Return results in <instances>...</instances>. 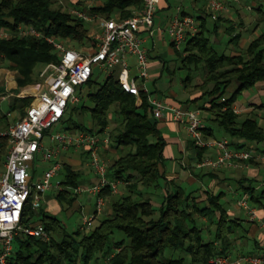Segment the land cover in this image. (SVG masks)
<instances>
[{
  "label": "trees",
  "instance_id": "16d2710c",
  "mask_svg": "<svg viewBox=\"0 0 264 264\" xmlns=\"http://www.w3.org/2000/svg\"><path fill=\"white\" fill-rule=\"evenodd\" d=\"M56 3V0H1L0 30L17 31L22 25H31L45 36L66 40L73 46L84 47L93 43L86 21L70 14L66 8L56 6ZM143 6V0H105L95 11L106 18L119 14V19H127ZM254 8L264 22L262 5ZM184 13L191 14L185 9ZM199 17L202 20L201 31L189 41L183 54L173 50L179 52L183 67L194 66L197 72H202L203 81L193 86L202 94L194 95L179 106L207 112L206 118L203 117L207 124L206 136L219 139L216 130L211 128L215 125L222 130L223 138L264 143V126L254 117L241 119L240 114L234 111L242 91L253 89L258 84L264 85V32L257 34L245 48L235 49L231 55L218 54L206 33L209 32L208 9H202ZM222 20L221 17L215 22L217 35ZM227 22L231 24L226 29L228 42L239 47L244 34L231 21ZM57 58L53 46L42 38L0 40V70L9 69L17 74L19 90L34 82L38 66L56 62ZM188 70L190 73L184 82L186 89L192 87L194 80L192 69ZM233 83H237L238 88L225 98L226 90ZM207 96L209 100L198 105ZM32 101V98L14 99L10 113L15 121L25 115ZM138 104V98L126 93L115 75L107 76L103 83L91 78L81 89V102L69 106L66 112V115L71 114L67 120L71 125L68 130L103 133L109 129L111 146L102 153V157L107 158L109 153H114V159L109 164V177L123 180L127 185L126 193L115 200L110 199L113 193L109 189L102 193L106 203L111 204L112 213L89 233L81 229L69 232L59 216L43 207L34 210L30 199L22 213V225L43 224L51 240L44 242L31 236H18L9 264H185L182 258H162L167 250L186 251L191 258L190 264H211V259L215 257L232 254L236 234L245 231L243 220L232 217L228 212L221 202L223 193L209 194L203 205L201 196H194L197 191L188 192L168 178L167 141L159 130V120L153 118L148 96L144 92L142 104ZM113 108L117 119L112 130L109 113ZM14 113L19 114V118ZM74 114L81 118L80 124L73 121ZM88 115L91 117L90 126L85 121ZM1 118L9 120L10 116L5 114ZM192 146L195 147L194 144ZM196 148L197 163L207 157L208 150ZM7 150L8 139L0 137V166L5 162ZM64 168L62 185L65 189L56 194V200L62 212H68L77 202L73 189L78 187L82 174L68 164ZM201 173L192 174L202 179ZM255 182L250 180L247 185L241 181L240 187L264 215V189L258 190ZM161 185L165 197L157 208L145 195L148 189ZM202 218L208 222L206 229L199 225ZM117 232L123 233L125 238L114 239ZM212 234L214 238L207 237Z\"/></svg>",
  "mask_w": 264,
  "mask_h": 264
},
{
  "label": "built area",
  "instance_id": "2783aa9c",
  "mask_svg": "<svg viewBox=\"0 0 264 264\" xmlns=\"http://www.w3.org/2000/svg\"><path fill=\"white\" fill-rule=\"evenodd\" d=\"M101 0H90L96 4ZM141 10L127 19L118 17L104 18L101 22L102 34L94 42L81 49L68 41L54 36H45L31 25H22L17 31L0 30V40L15 37H34L45 39L53 46L58 58L42 69L41 82L26 87L20 92L8 89L2 93L3 100L10 98H32L34 103L26 108L25 115L7 129L0 128V137L8 139L7 156L4 171L0 173V264H9L15 240L18 236H31L49 242L51 236L43 224L22 225V213L31 199L32 208L40 210L44 204V195L55 189L64 191L62 182L54 183L63 165L60 155L70 150L82 149L88 157L89 166L97 182L89 187L73 189L74 195L87 194L96 198V211L83 217L81 230L95 227L96 220L104 214L106 199L102 193L109 189L113 194L125 185L121 179L109 177V163L102 153L110 148V131L91 133L82 130H68L47 134L56 124L63 121L69 106L81 102V89L93 78L95 71L115 75L126 93L135 95L142 104V92L148 96L152 116L161 120L171 113L175 123L181 124L195 147L211 151L204 160L197 162L198 169L217 170L228 167L237 170L249 169L254 163L264 165V149L256 142L247 141L236 145L228 138L215 139L206 136L207 124L199 109L172 107L157 95H153L146 84L150 80V52L145 46L147 41L156 45L157 35L168 37L172 47L183 52V46L200 31L202 20L199 16L184 13V6L176 9L175 15L167 25L157 21L162 0H143ZM241 0H207L210 18L216 22L231 13L233 5ZM68 12L86 22L97 19L86 9L66 8ZM251 9V7H248ZM13 78V75H12ZM239 114V110L234 108ZM10 117L14 115L9 113ZM49 137L53 143L46 146ZM38 157L46 163H54L44 172L40 180H35V162ZM237 207L244 209L249 221L258 219L256 208L247 196L237 201ZM211 264H264V256L255 254H237L236 256H218Z\"/></svg>",
  "mask_w": 264,
  "mask_h": 264
},
{
  "label": "rangeland",
  "instance_id": "374dc122",
  "mask_svg": "<svg viewBox=\"0 0 264 264\" xmlns=\"http://www.w3.org/2000/svg\"><path fill=\"white\" fill-rule=\"evenodd\" d=\"M1 1V0H0ZM56 6L58 7H65V3H61L59 0H56ZM172 9L170 10V13H176V9L177 7H179L180 5H183L184 7H187L189 9V12L192 15L195 16H199L197 12L194 11V9H192L189 6V3H191L192 0H169ZM262 5L263 9H264V0H241V2L239 4L234 5L231 13H228L227 15L222 16L223 18V22L221 23L224 26L229 27L231 24L227 21H231V23L235 24V27L241 31L244 34V39L246 40L245 42H242L241 45L239 47L234 46L233 44H229V40L227 41V34L224 33V31L221 33H219V35H217L215 33V22L210 18L207 17V30L209 32H206L207 35L210 37L211 41L213 42V44L215 45L218 54H226V55H231L233 54V50L235 51V49H243L247 46V44H249L250 40H252L253 38H255L257 36V34H260L262 32H264V22L261 20V17L259 16V14L257 13V11L255 10L254 6H258V5ZM197 5L199 8H202L204 10L207 9V0H199L197 2ZM248 7H251V9H248ZM87 23V22H86ZM256 24H258V26L255 28ZM87 28H91L93 25L92 23H88ZM223 26V27H224ZM222 28V27H221ZM161 39H159V35H157L155 37V42H156V46L157 49L154 52V61H165L166 63V67L164 68V70H160L159 74L160 75H153L155 76L154 78L150 77V80L147 82L146 86L149 89V91L151 93H153V95H158L160 93L163 94H172L174 93L176 95V98L179 102L185 103L187 102L189 99H191L192 97H195L194 95H197L201 92L195 90L193 88V86H195L198 83H201L203 81V74L202 72H197L194 68V66L189 67L192 72V76L194 78V80L191 83V88L186 89L184 86V82L185 79L188 77L189 75V68H185L182 66V63L180 61V56H179V52H175V51H171L170 44H163L162 42H158ZM72 45V44H71ZM73 46V45H72ZM76 46V45H75ZM74 46V47H75ZM75 48L81 49V46H76ZM186 47L183 46V49H185ZM182 53V52H181ZM183 54V53H182ZM150 61H151V57H150ZM45 66H38L35 70V80L33 83L28 84L26 86H24L22 89H18L17 87V74L9 69H1L0 70V93H2V91L4 92V90H6L7 87V82L10 81L9 83V87L8 89H10L11 91H16L19 92L23 89H25L28 86L34 85V84H38L41 82L40 79V74L42 72V69ZM3 70V71H2ZM6 70V71H4ZM13 75V78H12ZM107 78V73L105 72H100L99 70L95 71V74L93 76V80H95L98 83H103ZM155 81V83H154ZM238 88V84L237 83H233L230 87H228V89L226 90L225 93V98H229L234 92L235 90ZM202 94V93H201ZM200 94V95H201ZM198 95V96H200ZM13 99V98H11ZM209 100V97H204L203 101H200L198 105H203V103L205 101ZM239 102H241L240 105L248 108L250 106L251 103L256 102L259 103V105H264V94H259L258 89L253 88L250 90H244L241 92V95L238 98ZM139 102V101H138ZM34 103V101L31 102V105ZM0 104L2 107V111L5 112L6 114L10 111V108L8 106V99H0ZM30 105V106H31ZM207 116V112H202V117L206 118ZM16 118H19V114L16 113L15 115ZM73 121L75 123H81V118L78 117L76 114H74L73 116ZM241 119H245L246 117H254L256 118L261 124H263L262 126H264V106L262 109L255 110L254 113H250V112H245L244 114H240ZM69 118H71V114H67L65 116V119H63V121H61L60 123L56 124L55 126H53V128L49 131V135L51 134H55L58 132H63V131H68V128L70 125L69 122H67V120H69ZM86 125L90 126L91 125V117L88 115L86 118ZM109 119L111 122V129L113 130V128L116 126L115 125V120L117 119V114L115 109H111L110 113H109ZM9 120L11 122H16L18 121V119H16V121L14 120L13 117H10ZM211 128H214L216 130V134L217 137L221 138L224 137V134L222 132V130L219 129V127L217 126H212ZM3 129H7L6 127ZM50 138L47 137L45 139L46 145H49ZM259 147L262 149H264V143H259ZM196 147H194L193 149V155H195L194 158H196L197 156V151H196ZM176 149L175 147H173V152H175ZM175 156V155H174ZM193 158V159H194ZM114 159V153H109L107 155V158H105V160L111 165L112 161ZM169 163H167L169 166H171V162L169 160H167ZM166 161V162H167ZM4 165V163H3ZM3 165L0 166V169L3 168ZM47 164L41 161V157H38L37 162H35V169L41 173L42 171H44L47 168ZM4 170V169H3ZM242 171V170H240ZM244 171V170H243ZM64 173V171H63ZM62 174H60L55 180L54 183H57L56 180L61 179ZM88 174H91L88 173ZM87 174V175H88ZM94 176V175H93ZM251 177V178H250ZM243 179L246 178L248 180L249 179H254L256 180V184H260L263 185L264 183V178L262 180L259 179L258 176H252V175H248L246 174H242L239 175V179ZM127 185H125L126 187ZM226 187V185H225ZM126 188H124L123 186L120 187V191H123V194L126 193ZM193 190H198L200 189V191L202 190V186L200 184L194 185L192 187ZM258 190H262L264 189V185L261 187H257ZM53 192L56 193V190H54ZM147 195H145V197H150L151 200L155 203V206L158 208L165 197V193H164V187L163 185H161L158 188H151L147 190ZM199 193V192H198ZM123 194H121L120 192L116 193V194H112V197L110 199H117L118 197L122 196ZM200 196L202 197V194H200ZM240 199V198H239ZM78 206L79 204L82 206L81 208H73L72 210H69L68 212H62L59 217L62 219V223L63 225L66 227V229L69 232H76L79 229H81V225L83 223V217L86 215H90V213H94L96 211V198L93 196H89L87 194H80L78 200ZM237 202L234 203H227L226 204V209L232 210L234 213L231 214V216L233 217H239L241 218L245 223H244V227H248L249 225V218H248V214L244 209L241 208H237ZM108 208H111V204L109 203ZM106 206L104 208V214L102 216H100L96 222H95V227L96 225L105 217L106 213ZM257 208V207H256ZM259 212L261 213V210L258 209ZM229 212V211H228ZM158 215L156 214V217ZM199 225H202V219L199 220ZM91 231L90 230H86V233H89ZM125 238L123 233L121 232H117L114 236V239L118 240V239H122ZM254 238V237H253ZM252 238L251 242L254 240ZM248 242L245 239H240L237 241V243L235 244V246H238V248L240 249V252H243L244 254H249L251 252H253V254L258 255V256H264V249H261L259 247H255L254 246V242L251 243ZM237 250L234 248L232 253H235ZM162 258L164 259H184L185 264H190L191 263V258L190 256L187 254L186 251L184 250H178V251H171V250H167L162 256Z\"/></svg>",
  "mask_w": 264,
  "mask_h": 264
},
{
  "label": "crops",
  "instance_id": "0c3cea01",
  "mask_svg": "<svg viewBox=\"0 0 264 264\" xmlns=\"http://www.w3.org/2000/svg\"><path fill=\"white\" fill-rule=\"evenodd\" d=\"M59 1L63 4L65 3L64 5L66 8H77L80 10L86 9V11H89L92 15H97L98 16L97 19L93 20L92 22H87V24L92 23V25H93L91 28L88 29L89 30V37L91 39H93V42H94L95 37L101 36V34L103 32L102 27H101V22H102V19H104L106 17L103 16L102 14L96 12L95 8L100 3L104 2L105 0H101L94 5L90 3V0H59ZM198 1L199 0H192L191 3H189V6L192 9H194V11L198 13V15H200V14H202V8L198 7V5H197ZM171 9H172V7L170 4V1L169 0H162L160 7H159V10H158L157 21L163 23L164 25H167L169 23L170 19L173 17V15H175V13H172V14L170 13ZM184 9L189 12V9L187 7H184ZM207 9H208V4H207ZM114 17H119V14L114 15ZM222 22H223V20H222ZM222 22L219 23V29H218L219 33L222 34V32L224 31V33L227 34L226 33L227 26L222 25L221 24ZM159 39H161V40L158 42H162L163 44L169 43L170 44L169 48L171 49V51H174L173 50L174 47H172L167 36H166V38H163V36L159 35ZM228 40H229V36L227 35V41ZM245 41L246 40L243 38L242 42H245ZM145 46L147 48H149L148 50L150 52V57H151V61L149 64V73L151 75L150 77L154 78L156 75H160L159 71L164 70V68L166 67V63H165V61L163 62L161 60L160 61H154L153 55L157 49L156 45L154 46L151 41H147L145 43ZM4 71H6V70H4ZM153 75H155V76H153ZM154 83H155V81H154ZM255 88L258 89L259 94H264V85L263 84H258ZM2 93H3V91H2ZM2 93H0V99H2L1 98ZM157 96L160 97L161 99H163L166 103H168L172 107H180L179 103H181V102H179L177 100L176 95L174 93L168 94V95L160 93ZM14 99L15 98L8 99L9 108H11V106L14 102ZM138 103H139L138 105H141L140 101ZM240 104H241V102H239V100H237V102L235 103V106H234V108L239 110V114H244L245 112L254 113L255 110H258V108L262 109L264 106L262 104L259 105V103L253 102L250 104V106L248 108H246ZM9 113H10V111L7 114H9ZM5 114L6 113L2 111V107L0 104V128H5L8 125L10 127V126L15 124V122L13 123L10 120H2L1 117ZM261 125H263V124H261ZM158 126L160 128L159 130H161V132L163 133V135L167 141V149H166V156L167 157L166 158L172 164L171 166H169L167 164L169 162L166 160L167 161L166 162V171L168 174L167 175L168 178L170 180L175 181L177 185H181V186L185 187L188 192L197 191V192H195L194 196H197V195L200 196V194H202L201 199L203 201V203H202L203 205L206 203L209 194L219 195L220 193H223L224 196H222L221 202L224 204V206H226L227 203H232V202L236 203L239 200V198L246 196L245 194H243V191L240 187L241 186L240 182L245 181L246 184L249 185L250 180H252V179H249V178H248V180L246 178H243V179L240 178L239 179V175L247 173L248 175L258 176L260 180H262L264 178V165H262V164H259V165L253 164L252 166H250L249 169H246L244 171L243 170L240 171L237 169L235 170V169L228 168V167H223V168L221 167L217 170H210V168L209 169H202V170L198 169L195 167L197 156H196V158H194L195 157V155H193L194 146H192L193 142L190 139V137L188 136V134L186 133L185 129H183V126L181 124L174 122L172 114L167 113L163 119L159 120ZM230 140H232V139H230ZM232 142L234 144L236 143V145H243L247 141L232 140ZM49 143H50L49 145H46L47 147H51L53 145V143L51 141H49ZM173 147H175V149H176L175 152H173ZM196 151H197V149H196ZM209 154H212V152L208 151L207 156ZM58 160H60V162L63 165V168H62L60 174H62L63 171L65 170V168H64L65 164L70 165L73 170L82 174V176L78 182V187H89V186H91L97 182V178L95 176H93V173H92L91 168L89 166L87 154L85 153L84 150H82V149L73 150L72 149V150L65 152L62 155H60ZM53 163H54L53 161L46 162V164L48 166L41 173H39L36 170L34 179L40 180L42 178L44 172ZM3 169H4V167L2 169H0V173H2L4 171ZM201 171H202V173H201ZM90 172H91V174H88ZM192 173H195V174L201 173L202 179L195 177ZM64 177H65V173H63L61 179L56 180V181L62 182ZM196 183L200 184L202 186L201 191H200V189H198V190L192 189V187L194 185H196ZM260 184L259 185L257 184L256 187H259V186L262 187L264 185V183H263V185H260ZM225 185H226V187H225ZM123 187L126 188L125 185H123ZM54 190L55 189L47 192L44 195L43 208H45V210L47 212H49L53 215L59 216L62 213V208L59 204V201L56 200V194L58 192L56 191V193H55V192H53ZM119 192L121 194H123L122 190ZM164 193H165V190H164ZM73 195H74V193H73ZM75 196H77V200H78L79 195H75ZM77 203H78V201L75 203V205L73 207L74 209L78 208V207H80V208L82 207L80 204L78 206ZM152 203L155 206V203L153 201H152ZM108 204L109 203L107 202L106 205H108ZM237 208H239V207H237ZM228 211L230 214L234 213L232 210L228 209ZM105 213H106L105 217L109 216L112 213V208H108V206H106ZM235 218H239V217H235ZM239 219H241V218H239ZM242 222H243V227H244L245 222L244 221H242ZM202 226L205 229L207 228L208 222H207L206 218H202ZM244 229H245V231L241 230V231H239V233L236 234L237 239L235 241V244L240 239H245L248 242H251L252 238L254 237L253 238L254 240L251 243L254 242L255 247H259L261 249H264V215H263V213H260L258 210V219L255 222L250 221L248 227H246V228L244 227ZM207 237H210L212 239V238H214V234L207 236ZM234 248L237 251L235 253H232L231 255L236 256L237 254H244L243 252H240V249L238 248V246H235ZM251 253H253V252H251Z\"/></svg>",
  "mask_w": 264,
  "mask_h": 264
}]
</instances>
